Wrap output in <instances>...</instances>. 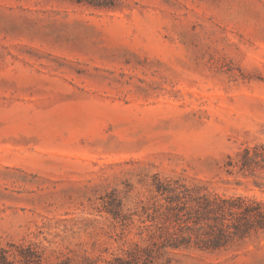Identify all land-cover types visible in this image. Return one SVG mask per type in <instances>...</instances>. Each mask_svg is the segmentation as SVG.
<instances>
[{
	"label": "rangeland",
	"instance_id": "obj_1",
	"mask_svg": "<svg viewBox=\"0 0 264 264\" xmlns=\"http://www.w3.org/2000/svg\"><path fill=\"white\" fill-rule=\"evenodd\" d=\"M257 144L264 0H0L3 243L111 259L101 197L130 208L155 175L264 202L225 166ZM172 264H264V233Z\"/></svg>",
	"mask_w": 264,
	"mask_h": 264
},
{
	"label": "trees",
	"instance_id": "obj_2",
	"mask_svg": "<svg viewBox=\"0 0 264 264\" xmlns=\"http://www.w3.org/2000/svg\"><path fill=\"white\" fill-rule=\"evenodd\" d=\"M229 173L264 179V144L247 146L225 164ZM127 193L109 191L100 212L119 230V254L92 258L52 252L40 243L0 241V264H172L179 252L219 253L264 233V202L221 195L182 178H153L152 191L126 208ZM71 253V254H70Z\"/></svg>",
	"mask_w": 264,
	"mask_h": 264
}]
</instances>
